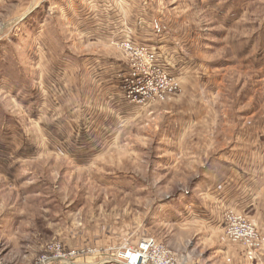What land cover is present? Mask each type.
Here are the masks:
<instances>
[{
    "label": "rangeland",
    "instance_id": "rangeland-1",
    "mask_svg": "<svg viewBox=\"0 0 264 264\" xmlns=\"http://www.w3.org/2000/svg\"><path fill=\"white\" fill-rule=\"evenodd\" d=\"M121 1L132 14L145 4L162 34H173L175 41L150 45H165L164 52L132 43L154 52L151 68L173 78L175 90L140 102L129 97L140 85L138 64L122 39L97 46L78 42L74 24L66 29L65 12L75 4L81 9V0H0V264H39L54 257L55 244L71 264H123L121 254L146 238L177 264H212L206 259L212 252L213 264H236L239 255L256 261L264 235L244 213L224 209L243 215L258 236L232 241L223 227L220 254L179 220L192 200L203 199L202 179L215 162L223 167L235 152L255 148V171L264 169V157L257 163L258 151L264 154V0ZM108 51L127 64L116 84L125 87L132 117L92 124L87 106L95 100L98 114L107 102L98 94L85 100L82 86L92 88L89 71L103 67L89 57ZM76 67L89 76L69 75ZM184 78L195 87L194 102L184 97ZM172 100L176 112L162 114L170 117L148 112ZM142 107L149 109L140 120L135 110ZM227 250L230 258L220 260Z\"/></svg>",
    "mask_w": 264,
    "mask_h": 264
},
{
    "label": "crops",
    "instance_id": "crops-1",
    "mask_svg": "<svg viewBox=\"0 0 264 264\" xmlns=\"http://www.w3.org/2000/svg\"><path fill=\"white\" fill-rule=\"evenodd\" d=\"M81 1L83 3L81 9L79 4H75L73 8H68L65 12V22L66 29L68 30L71 29L69 24H74L75 31L73 33H75L76 38L87 39V44L106 46L108 43H112L111 40L118 38L122 40H130L134 43L139 42L150 47V45L155 44H167L171 41L170 37H172V41H175L173 34L170 31L162 34L165 32L162 30L164 27L157 23L152 16H149L145 4L141 5V7L134 6L137 13L132 14L130 12V7L128 5L125 6V3L121 0H106L108 2L107 5L102 7L93 0H89L87 3L86 0ZM84 1L86 5H84ZM62 9L63 5L61 7V10ZM69 13L73 14L69 17ZM62 18L63 17L61 16V19ZM69 33L72 32L69 31ZM67 34L66 30L64 34L65 41ZM78 38L77 41L80 42L81 40ZM166 48L165 45L154 47V49L161 52H164ZM108 52L109 53L106 55L97 53L89 57L92 58V60L96 59V62L94 63L96 66L100 67L102 64L103 67L98 69L93 68L89 71L92 88L89 85L85 86L84 84V86H82L83 91L81 89L83 94L87 97L85 100L90 99L88 97L89 95L95 98L98 94L97 96H99V100L104 99V102H107V107L100 108L102 110L101 113L99 112L98 114L97 110L99 108L97 103H95V100L92 99L91 103L87 106V109H89L91 113L89 122L92 124L100 123L103 125L107 120L108 125H115L116 120L128 122L131 121L132 117L130 116V107L132 105L126 102L124 95H122L125 93V87H120V85L116 84V78L121 76V73H124L121 77L127 75V64L122 60L117 59L118 57H115L112 51ZM78 57L85 58L86 56L76 54V60H79ZM62 59H66V57L64 58L60 56L59 60ZM73 69L68 70L69 75L71 74L75 77L89 76L88 73L86 74L81 68L76 67L74 70ZM185 75L187 74H181V76ZM103 77H105V80H103ZM182 78L183 77H181V79ZM185 80L184 83L189 89L184 91V97L186 98V101L194 102V100L197 99L195 87L194 85H191L187 79ZM118 82L120 81L118 80ZM117 95L120 96L118 99H116ZM105 96H108V99ZM111 98L117 100V103H119L117 108L115 102ZM176 101L179 102V100ZM186 105H188V103ZM186 105L184 104L179 110H183L182 112L186 111L188 108ZM145 109L148 111L149 108ZM145 109L142 107L135 110V117L139 115L141 117L140 120L144 119L143 111ZM176 109L178 108L175 106V100H172V103L169 102L165 107L163 105L157 109L151 108L148 112L156 110V114L159 113L164 118H167L170 117L171 114H166L164 116L162 115L163 111L167 110L174 114ZM172 117L175 116L173 115ZM178 117L179 116L177 115V118ZM179 119L181 118L179 117ZM197 121L195 120L193 123H196ZM199 123H201V121H199ZM249 152L250 150L246 152L244 151L240 154L235 152L236 160L223 165V167L218 162L211 165L209 168L211 174L208 177H205V179H202L203 185L198 192V195L203 197V199H198L197 202L192 200L193 205L189 207L187 216L182 217L179 220V222L187 220L189 223L188 225H191L194 234H197L198 237L202 238L204 241L213 243L214 251L219 254L223 249L221 247L224 227L223 211L226 208H230L231 210L235 209L239 211V213H244L254 222L256 220L264 235V169L257 167L260 173L255 171V148L251 149V152ZM258 152L259 159L257 158V163L260 161V158L264 157V154H262L261 151ZM245 157H251L246 165L244 160ZM203 174H206V171ZM189 202H191V200H189ZM234 250L236 249L234 248ZM211 255L213 257L206 259L213 264L216 256L213 252ZM229 255H231V250H227L225 258H220V260L226 261V259L230 258ZM248 263L250 262H246L242 255H239L236 260V264ZM250 264H264V248L260 257Z\"/></svg>",
    "mask_w": 264,
    "mask_h": 264
},
{
    "label": "built area",
    "instance_id": "built-area-1",
    "mask_svg": "<svg viewBox=\"0 0 264 264\" xmlns=\"http://www.w3.org/2000/svg\"><path fill=\"white\" fill-rule=\"evenodd\" d=\"M119 43L132 57L134 56L135 63L138 64H134V67H132L134 69L133 73L138 76L140 85L128 90L129 97L131 96L133 100L136 99L140 102L146 98L156 99V96L160 97V93L165 90L168 92V90L176 89L177 84L173 82L175 80L167 76L166 72L154 67L151 68V64L157 65L154 52L143 46H135L136 44L129 40H122ZM138 58L144 60L147 69L141 68L143 63H139ZM223 221L225 233L230 235L232 241H238L246 234L251 235V238L258 236L255 227H251L252 225L239 213L224 211ZM51 249H53L54 257H46L39 264H71L68 261L66 251L63 250L60 244H55ZM254 254L253 250H248L247 256L252 260ZM121 257L124 259L123 264H177L170 251L152 238L142 240L136 250H128L122 253Z\"/></svg>",
    "mask_w": 264,
    "mask_h": 264
},
{
    "label": "bare ground",
    "instance_id": "bare-ground-1",
    "mask_svg": "<svg viewBox=\"0 0 264 264\" xmlns=\"http://www.w3.org/2000/svg\"><path fill=\"white\" fill-rule=\"evenodd\" d=\"M133 258H135V257H133Z\"/></svg>",
    "mask_w": 264,
    "mask_h": 264
}]
</instances>
